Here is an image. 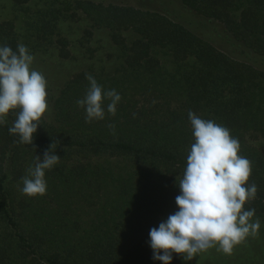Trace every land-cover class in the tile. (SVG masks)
<instances>
[{
	"label": "trees",
	"instance_id": "16d2710c",
	"mask_svg": "<svg viewBox=\"0 0 264 264\" xmlns=\"http://www.w3.org/2000/svg\"><path fill=\"white\" fill-rule=\"evenodd\" d=\"M223 4L229 10L226 18L235 17L230 22L236 33V25L244 23L245 30L255 36L263 48L264 0H223ZM88 8L99 26L112 30L120 27L118 23L126 16L127 25H132L145 37L144 41H138L145 49L143 54L149 49L157 52L163 48L168 50V58L163 60L157 53L153 57L147 54L127 57L123 62L128 66L116 69L113 75L93 74L104 89H115L122 97L116 114L106 112L103 120L86 122L85 111L77 104V100L85 96L89 81L74 78L61 90L56 101L57 115L63 127L73 130L64 142L70 147H100L102 151L95 154L96 161L86 164L76 161L65 173L56 165L52 176L47 170L45 178L47 187L50 185L49 189L54 188L56 192L51 202L70 200L84 187L94 188L96 181L102 180L103 186L99 188L106 189V202L94 211L84 212L85 218L74 210L64 213L44 206L31 211L35 197L28 196L19 197L18 206H26V210L18 212L14 193L23 184L13 175L29 154V167L34 165L35 154H41L35 148L52 143L60 147L61 142L55 135L38 128L32 145L21 144L17 135L9 133L16 115L10 112L5 117L0 124V135L12 149L3 147L1 153L14 160L15 165L10 174L2 164L0 167V264H162L153 260V252L146 245L153 226L146 229L144 221L153 214L162 212L169 216L177 210L178 180L169 179L168 172L160 171L151 189H136L132 184L141 175V162L149 159L167 162L182 173L194 138L189 118L179 117L175 111L169 122L160 124L152 119L143 122L137 114L131 113L129 104L138 90L152 91L169 100H187L190 110L202 111L203 116L199 117L229 129L230 134L239 139V155L251 161L248 183L258 188L253 201H264V151L252 147L248 141L249 132H257L264 139V72L230 59L162 15L117 5L102 9L107 11L106 15L96 6ZM151 16L163 21L156 23L154 30V23L149 20ZM149 26L156 37L148 36L152 33ZM3 44L16 50V42ZM132 78L143 80L140 82L143 84L132 83ZM22 145L32 148L31 152L18 150ZM60 156L66 157L63 152ZM168 185L175 188L174 195ZM261 207V212H257L259 216L264 214V203ZM172 264H178L177 254H173Z\"/></svg>",
	"mask_w": 264,
	"mask_h": 264
},
{
	"label": "rangeland",
	"instance_id": "374dc122",
	"mask_svg": "<svg viewBox=\"0 0 264 264\" xmlns=\"http://www.w3.org/2000/svg\"><path fill=\"white\" fill-rule=\"evenodd\" d=\"M110 5L132 7L136 10L162 15L168 21L184 26L189 32L230 59L247 63L254 69L264 72V47L259 46L256 42L257 38L252 37L245 30L244 23H239L240 14L236 18L239 23L236 25L238 34L236 33L230 22L235 17L229 18V20L226 18L225 15L229 10L224 6L223 0H0V44L23 43L35 58L33 68L41 72L47 80L49 108L42 117L38 128L44 133L53 134L60 139L62 147L53 146L58 156L61 152L66 156H60L61 159L57 164L63 173L76 161H81L82 164L96 161L95 154L102 151L100 147H70L64 142L71 137L73 130L61 125L62 119L57 115L56 101L66 83L72 82L74 78H78L81 82H87L88 75L92 76L101 72L113 75L116 69L121 70L122 67L128 66L126 61L123 62L127 57L130 59V57H139V55L145 54L153 57L157 53V56L163 57V60L168 58L166 57L168 50L165 51L163 48H159L157 52L149 49L143 54L145 49L140 46L138 41H144L145 37L132 25H127L126 16H123V20L118 23L120 27L115 30L105 25L99 26L90 14L88 6H96L100 12L106 15L107 11L103 12L102 9H106ZM149 20L154 23L153 30L156 23L163 22L152 16ZM144 21L148 22V20ZM149 29L152 33L148 36L156 37L150 26ZM7 38L15 41H7ZM159 60L161 62L160 58ZM131 81L143 84L140 83L143 81L140 79L132 78ZM135 93L131 98L129 110L131 113L137 114L143 122L150 119L156 120L159 124L160 122H169L173 117V111L177 112L179 117H188L189 111L203 116L202 111L197 112V108L190 110L187 100H169L168 97L155 94L152 91L142 93L138 90V93ZM248 134L249 144L264 151L262 135L257 132ZM3 147L8 150L12 149L0 135V167L2 164L6 172L10 174L15 162L9 156L3 157L1 153L5 149ZM49 147L35 148L34 150L37 149L41 153L35 155L42 158ZM17 149L28 153L32 150L24 145ZM29 155L24 159L21 169L15 173V176L13 175L20 184H23V177L27 175L29 169L31 159ZM129 159L135 161L133 157ZM55 167L50 170V176H52ZM141 168V175L132 184L136 189L153 188L154 183L158 180L156 173L160 171L168 172V178L174 181L179 180L183 175V172H176L167 162H158L153 159L142 161ZM99 186H103L102 180L96 181L94 188L84 187V190L79 191L78 196H74L70 200L51 202L50 199L55 198L56 192L54 188L49 189V185L46 194L35 197V205L30 207V210L42 208V206L64 213L74 210L82 218H85L84 212L94 211L106 202L104 199L107 193L106 189H100ZM21 188L17 187L14 193L16 194V206L20 205L19 197H26L21 193ZM168 189L171 194L176 193L174 187L168 185ZM261 203L263 204L264 201L254 202L252 200L244 205L245 209L255 207L253 219L258 217L261 227L258 235L249 236L234 248L231 255L211 248L200 253L191 261H185L182 256L177 255L178 264H264V214L259 216L257 213L261 212ZM17 210L18 212L25 211L26 206H18ZM167 217V214L162 212L153 214L145 219L144 227L146 229L149 228L148 226L158 227L159 223L166 220ZM149 239L150 237L146 240L147 247H150Z\"/></svg>",
	"mask_w": 264,
	"mask_h": 264
},
{
	"label": "clouds",
	"instance_id": "9594fccd",
	"mask_svg": "<svg viewBox=\"0 0 264 264\" xmlns=\"http://www.w3.org/2000/svg\"><path fill=\"white\" fill-rule=\"evenodd\" d=\"M34 56L23 44L16 50L0 44V124L13 112L9 133L19 143L32 145L34 134L49 108L47 80L33 68ZM89 88L78 106L84 109L86 122L105 119L106 112L115 115L121 95L106 90L88 75ZM194 142L186 157L183 175L178 180L177 210L149 231L153 260L172 264L173 254L191 261L200 253L216 248L231 255L234 248L249 236L258 235L260 219L255 209L244 205L256 198L257 186L249 184L251 161L239 155V139L213 120L188 112ZM61 157L53 143L43 154L36 155L33 166L23 177L20 189L28 197L43 196L47 191L46 171Z\"/></svg>",
	"mask_w": 264,
	"mask_h": 264
}]
</instances>
